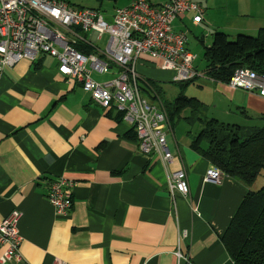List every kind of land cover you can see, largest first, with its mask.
I'll use <instances>...</instances> for the list:
<instances>
[{"label": "crops", "instance_id": "0c3cea01", "mask_svg": "<svg viewBox=\"0 0 264 264\" xmlns=\"http://www.w3.org/2000/svg\"><path fill=\"white\" fill-rule=\"evenodd\" d=\"M202 5L201 22L194 23L188 12L173 21L172 29L189 35L206 28L210 46L215 32L233 39L264 28V0H202ZM84 36L92 41V53L103 57L104 47L93 33ZM196 38L201 44L207 39ZM57 65L53 56L40 54L0 74V222L12 209L21 212L23 257L6 264H54L55 259L65 264H235L222 237L245 194L264 186L255 184L264 174L251 186L225 174L217 183L208 182L204 175L212 163L201 151L207 143L193 141L200 118L242 132L264 127V97L209 77L206 63L202 69L194 64L201 73L195 79L174 81L173 71L144 56L136 64L139 81L153 80L161 100L182 94L199 102L195 112L186 107L172 121L168 117L173 159L164 166L158 156L139 150L131 126L113 105L95 103ZM118 69L111 65L107 73L95 72L102 78L97 81L113 78ZM177 169L186 172V195H172L168 188L166 171ZM57 176L74 181L65 216L46 198L49 181Z\"/></svg>", "mask_w": 264, "mask_h": 264}, {"label": "built area", "instance_id": "2783aa9c", "mask_svg": "<svg viewBox=\"0 0 264 264\" xmlns=\"http://www.w3.org/2000/svg\"><path fill=\"white\" fill-rule=\"evenodd\" d=\"M192 13V21L203 19L202 0H131L109 13L91 7H77L67 0H0V74L21 59L35 61L40 54L57 60L58 72L75 79L92 100L100 106L114 108L133 129L139 150L146 156H158L164 166L173 154L166 140L170 122L161 101L152 102L140 90L137 62L144 56L162 69L173 71V80L186 82L200 76L194 65L195 55L187 48V31L173 30L172 23L184 13ZM94 40L106 34L103 57L76 48L83 42L90 46L84 33ZM111 65L119 69L107 81H97L92 72L107 73ZM231 88L256 92L264 97V73L237 68L226 83ZM168 188L173 195L189 191L183 169L167 170ZM224 175L210 165L204 175L217 183ZM74 181L57 176L49 181L47 200L59 215H67L72 206ZM21 212L12 209L0 222V264L20 262L21 237L18 222ZM179 257L182 254L176 251ZM54 264H65L55 259Z\"/></svg>", "mask_w": 264, "mask_h": 264}, {"label": "trees", "instance_id": "16d2710c", "mask_svg": "<svg viewBox=\"0 0 264 264\" xmlns=\"http://www.w3.org/2000/svg\"><path fill=\"white\" fill-rule=\"evenodd\" d=\"M80 43L76 48L92 52L91 47ZM203 57L206 74L225 83L240 67L264 73V28H260L256 35L238 34L233 39L223 32H215L210 46L204 47ZM139 86L149 100L160 99V89L153 80L141 79ZM161 99L171 121L184 108L189 107L195 112L199 105L195 98L182 94L172 100ZM200 119L201 127L194 145L205 141L207 146L201 149L205 158L225 175L251 186L264 173V127L242 132L238 126L213 118ZM132 132L136 137L133 129ZM222 241L235 264H264V186L250 189L245 194Z\"/></svg>", "mask_w": 264, "mask_h": 264}, {"label": "rangeland", "instance_id": "374dc122", "mask_svg": "<svg viewBox=\"0 0 264 264\" xmlns=\"http://www.w3.org/2000/svg\"><path fill=\"white\" fill-rule=\"evenodd\" d=\"M70 4L77 6V7H91L95 9H99L103 13H109L111 12L114 8L122 6L123 4H126L128 0H67ZM201 35L203 38H207L204 42V44H201L200 42L197 41L196 36ZM208 31L206 28L201 29L198 33L192 32L187 35V48L194 54L196 55L194 64L199 68L202 69L204 67V46H207L209 43V36L207 37ZM88 36V35H87ZM107 35L104 34L101 36V38L98 40V45L100 47H104L107 41ZM78 45L81 44L80 42L77 43ZM93 78L96 80H102L101 76L95 72H93ZM178 88V86H177ZM173 96L170 93H167V96L171 98ZM164 99V98H163ZM181 120H178L176 122L175 127L178 126V123ZM184 125V123H182ZM181 125V124H179ZM264 174V173H262ZM262 183L264 185V181L262 179H258L255 184ZM261 185V184H260Z\"/></svg>", "mask_w": 264, "mask_h": 264}]
</instances>
